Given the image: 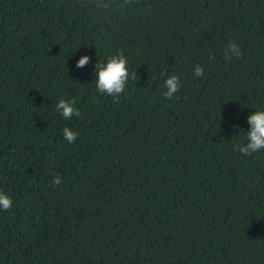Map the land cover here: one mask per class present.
<instances>
[{
    "label": "trees",
    "instance_id": "16d2710c",
    "mask_svg": "<svg viewBox=\"0 0 264 264\" xmlns=\"http://www.w3.org/2000/svg\"><path fill=\"white\" fill-rule=\"evenodd\" d=\"M117 52L113 99L93 69ZM257 107L264 0H0V264H264V150H233Z\"/></svg>",
    "mask_w": 264,
    "mask_h": 264
},
{
    "label": "clouds",
    "instance_id": "9594fccd",
    "mask_svg": "<svg viewBox=\"0 0 264 264\" xmlns=\"http://www.w3.org/2000/svg\"><path fill=\"white\" fill-rule=\"evenodd\" d=\"M106 6V5H102ZM74 53V52H73ZM72 53V54H73ZM242 55L238 44L230 42L225 49L226 58L237 57ZM91 57L85 52L82 53L75 62L76 68H83L89 64ZM95 88L102 95L111 96L113 99H118L125 92L127 84L134 76L129 70L127 58L120 52L107 58L105 61H96L94 64ZM193 74L197 77L204 75V68L201 65H196L193 69ZM163 93L166 99H172L180 88V79L176 75H170L164 80ZM55 111L65 120H71L73 116L79 117L80 111L74 106V101L60 99L55 104ZM248 127L244 132V140L233 146L234 151H238L243 156H248L252 153H257L264 150V107H257L254 111L247 115ZM239 132L242 128L236 125ZM62 135L68 143H75L78 133L65 126L62 129ZM54 183L59 184L60 178H54ZM13 201L11 196L0 190V211L11 209Z\"/></svg>",
    "mask_w": 264,
    "mask_h": 264
}]
</instances>
